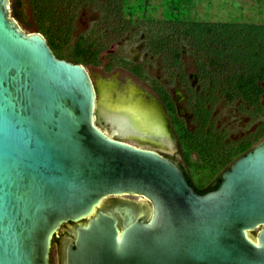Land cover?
Segmentation results:
<instances>
[{
	"label": "water",
	"instance_id": "1",
	"mask_svg": "<svg viewBox=\"0 0 264 264\" xmlns=\"http://www.w3.org/2000/svg\"><path fill=\"white\" fill-rule=\"evenodd\" d=\"M11 7L0 0V264H51L70 223L63 264H264V140L198 191L132 143L126 109L100 105L88 67L57 57ZM168 133L160 124L149 140L175 143ZM124 194L142 211L103 206Z\"/></svg>",
	"mask_w": 264,
	"mask_h": 264
},
{
	"label": "rangeland",
	"instance_id": "2",
	"mask_svg": "<svg viewBox=\"0 0 264 264\" xmlns=\"http://www.w3.org/2000/svg\"><path fill=\"white\" fill-rule=\"evenodd\" d=\"M68 1L56 0L58 10L44 20L60 51L69 55L63 58L88 67L100 105L126 109L123 119L147 132L171 122L180 147L147 136L129 137L132 143L178 159L195 185L208 187L241 151L264 140V64L259 61L264 55V0H192L179 11L178 21L166 16V0ZM136 3L146 8L128 13ZM15 5L22 28L36 31L42 20L34 3L15 0ZM238 74L255 75L259 90L254 97L240 89L231 97L226 88L221 91ZM163 88L174 108L167 107ZM182 126L191 132L181 133ZM199 138L208 140L203 153ZM105 201L107 207L131 203L140 212L144 207L140 197ZM51 264H59L55 246Z\"/></svg>",
	"mask_w": 264,
	"mask_h": 264
},
{
	"label": "trees",
	"instance_id": "3",
	"mask_svg": "<svg viewBox=\"0 0 264 264\" xmlns=\"http://www.w3.org/2000/svg\"><path fill=\"white\" fill-rule=\"evenodd\" d=\"M31 1L34 3V5L38 11L39 19L42 20V21H40V27L38 29H36V31H40L45 35L49 45L51 46V48L53 49V51L55 52L57 57L63 58L65 56L66 57L69 56V55H63V53L60 51V46L56 45L54 39L52 38V35L50 33H48L46 31V28L44 27L45 26L44 20L45 19H47V20L51 19L52 18L51 14H54V12L56 10H58V7L54 6V4L57 3L56 0H31ZM73 1L74 0H71L68 2L73 5ZM143 1H147V0H143ZM191 1L192 0H166V2H165L166 3V5H165L166 6V13H167L166 16L170 20H175V21L180 20L181 18L179 16V11L182 9V7L184 5L188 4ZM141 4H144V3H141ZM136 8L143 10L146 8V5L141 6L139 3H136L134 5V7L130 8L131 10L128 9L127 12L128 13L136 12ZM12 10H13V14H14L15 18H17L21 22V20H20L21 14L17 11L16 5H15V0H12ZM192 24H194V23H192ZM194 25H196L197 28H200L199 26L201 24H194ZM200 31L204 32L205 30L204 31L200 30ZM70 56L72 57L71 59L76 60V57H77L76 55L72 54ZM255 57H258V56H255ZM260 58H261V60H259V61L264 64V55L261 56ZM199 60H200V57H199ZM71 61H73V60H71ZM73 62H76V61H73ZM106 65L109 66L108 63ZM201 68H202V66L199 65L198 69H201ZM261 68H262L261 71L264 72V65H261ZM256 72H260V71H256ZM255 79H256L255 75L246 76V74H238V75H236L235 78L232 77L228 81H226V83H224L225 87H223L221 89V91H223L224 88H226V90H225L226 94L229 95V97H231V96H234L235 94H237L238 90L240 89V90H242V92L246 93L247 95L250 94L251 96L254 97L256 95V90L259 88L258 83L255 82ZM232 83H234L233 87H231ZM161 95H162L163 99L167 102V107L169 109L174 108V105H175L174 101L166 89L163 88V90L161 91ZM201 130H204V128H202ZM180 131H181V133L184 132L186 134H189V132H191V130L188 127L186 128L185 126H182V128H180ZM204 142H206V144ZM207 142H208V140L206 138L205 139L203 138V140H202V138H199L198 146H199V149L202 153L207 150V144H208ZM245 151L246 150L241 151L240 155L244 154ZM230 165H228V167ZM193 167H195V166H193ZM228 167H226V168H228ZM222 172H221V174H222ZM185 173H186L188 179L190 180V182L195 185V182L193 181L192 176H191L188 169H187V172L185 171ZM221 174L215 180L216 182L215 183L212 182L211 184L208 185V187H201L199 185H195L197 190L200 192H206L212 188H216L218 186V179L221 177Z\"/></svg>",
	"mask_w": 264,
	"mask_h": 264
},
{
	"label": "flooded vegetation",
	"instance_id": "4",
	"mask_svg": "<svg viewBox=\"0 0 264 264\" xmlns=\"http://www.w3.org/2000/svg\"><path fill=\"white\" fill-rule=\"evenodd\" d=\"M166 126L169 127V133L168 134L170 135V132H172L173 133V138H176V142L173 143V144L174 145H177L178 147H180L179 146L180 145L179 137H178V135H177V133H176V131H175L174 126L172 125V123L170 122V125H166ZM144 139H149V136L145 137ZM155 141H157V140H155ZM250 149H247L246 151H248ZM166 156H168V155H166ZM168 157L171 158L172 160H174L175 162H177V164L179 166H181L187 172L186 166L181 161H179L178 159H176L174 157H171V156H168ZM215 182L216 181H214L213 183H215ZM109 197H142V196L134 195V194H124V195L109 196ZM109 201H112V200L109 199ZM108 202L106 204H108ZM116 204H119V203H116ZM105 207H107V206H105ZM70 233H71V230L69 229V227H67L65 231L61 227L60 230L57 232V234L55 236V239L53 240L52 250H53V248L55 246L56 249H57V257H58L59 264H63V255H64V252L66 250V245H67L66 244L67 243L66 241H67V239H69V234ZM51 259H52V251H51Z\"/></svg>",
	"mask_w": 264,
	"mask_h": 264
},
{
	"label": "bare ground",
	"instance_id": "5",
	"mask_svg": "<svg viewBox=\"0 0 264 264\" xmlns=\"http://www.w3.org/2000/svg\"><path fill=\"white\" fill-rule=\"evenodd\" d=\"M122 125H123V129L124 130H127V128L129 129V130H132V131H134V132H137L136 133V135H134V136H137V137H140V136H149V133H151V132H147V131H144V130H142V128L141 127H143V126H139V128H138V126H136V124H134V122H128L127 120L125 121L123 118H122ZM144 124V123H143ZM140 125V124H139ZM150 127V126H149ZM144 128V127H143ZM138 129H140V130H142V131H139Z\"/></svg>",
	"mask_w": 264,
	"mask_h": 264
}]
</instances>
